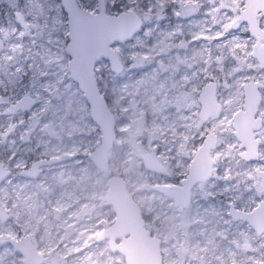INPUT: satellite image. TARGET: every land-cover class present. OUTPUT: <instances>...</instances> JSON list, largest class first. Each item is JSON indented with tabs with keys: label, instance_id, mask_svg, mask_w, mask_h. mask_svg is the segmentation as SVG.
Instances as JSON below:
<instances>
[{
	"label": "snow or ice",
	"instance_id": "obj_1",
	"mask_svg": "<svg viewBox=\"0 0 264 264\" xmlns=\"http://www.w3.org/2000/svg\"><path fill=\"white\" fill-rule=\"evenodd\" d=\"M248 6L249 0H0V16L9 14L0 25V157L19 168L18 146L71 112L89 69L107 103L130 81H151V99L165 119L172 102L185 98L181 118L191 121L184 124L189 135L210 93L222 120L253 89L264 114V7L251 17ZM118 21L130 25L121 33ZM133 69H140L138 78L124 79ZM257 148L255 160L264 161V140ZM245 152L231 141L214 152L216 162L198 182L200 199L188 202L192 247L183 264H264V224L254 216L264 212V163H242Z\"/></svg>",
	"mask_w": 264,
	"mask_h": 264
},
{
	"label": "rangeland",
	"instance_id": "obj_2",
	"mask_svg": "<svg viewBox=\"0 0 264 264\" xmlns=\"http://www.w3.org/2000/svg\"><path fill=\"white\" fill-rule=\"evenodd\" d=\"M8 15L5 11L0 16V25L7 22ZM138 72L140 69L129 70L124 79H136ZM151 86L148 80L140 84L130 81L124 89H113L109 105L115 115L116 137L108 153L107 172L101 171L89 156L90 150L101 140V131L90 115L89 105L84 102L85 95L73 101L70 113L57 114L52 126L33 136L31 144L18 146L20 167H15L0 184V206L10 214L0 220V255L6 258L4 264H23V254L9 241H3L21 234L29 235L44 254L40 264H126L123 253L110 248L107 238L97 239V233L114 217L111 204L104 198L111 172L126 178L143 209L146 225L161 237L163 264H183L192 247L185 235L188 205L178 210L173 197L149 186L159 182L177 183V178L185 176L200 144L197 132L201 128L203 135L214 130L219 138V144L210 152L215 162L218 158L215 151L229 141L239 143V139L231 121L221 117L204 121L199 116L194 118L196 126L189 135L182 122L191 121L181 118V109L187 102L183 97L173 101L175 107L168 108V117L164 120V110L151 99ZM241 99L237 97L233 104L240 103ZM63 120L69 122L71 134L64 131ZM182 130L183 135L178 140L169 139ZM260 132L264 140V123ZM78 144L81 154L73 157L68 152L75 151L73 146ZM145 150L154 152L167 163L172 175L167 177L148 168L142 158ZM228 154L231 155V151ZM43 156L60 159L40 165L34 177L19 172L20 168L29 167L34 159ZM224 163L227 165L230 161ZM242 163L255 166L264 161L253 158ZM198 182L191 190L193 203L200 199ZM71 190L75 192L74 198ZM71 202L77 204L76 207L68 206Z\"/></svg>",
	"mask_w": 264,
	"mask_h": 264
},
{
	"label": "water",
	"instance_id": "obj_3",
	"mask_svg": "<svg viewBox=\"0 0 264 264\" xmlns=\"http://www.w3.org/2000/svg\"><path fill=\"white\" fill-rule=\"evenodd\" d=\"M261 7H264V0H249L246 13L255 17L257 9ZM129 25L130 21H118L115 22L114 27L122 33ZM83 86L84 95L90 102V115L101 131V140L90 150L89 156L101 171L107 172L108 153L116 137L115 115L109 103L105 101L103 93L98 90L90 69L84 77ZM260 99L259 93L254 89L249 90L243 97V107L233 115L234 132L239 139V144L245 146L244 155L249 159L255 157L258 141H260V137L254 130L262 123V117L257 112ZM220 110L221 104L216 94L210 93L201 105L199 118L203 121L214 117L219 114ZM204 136L205 142L203 144L200 142L197 146L185 176L181 177L184 179L183 183L160 182L149 186L150 189L159 190L173 197V203L178 210L188 205L194 184L208 174L215 161L210 150L216 143V134L213 130H208ZM142 158L148 168L163 174H170L168 167L154 152L145 150L142 152ZM59 159L58 157L36 158L32 161L31 167L25 171L23 169L22 172L27 176H36L40 165L53 163ZM9 173L10 169L6 168L0 160V182ZM108 179L104 198L111 204L114 217L97 233V239L107 238L110 248L123 253L126 264H163L161 237L146 225L143 209L129 188L126 178L120 173L111 172ZM254 216L258 224H264V212L256 209ZM5 217L6 211L0 206V218ZM3 241H9L23 254V264H40L43 261L44 254L29 235L9 236Z\"/></svg>",
	"mask_w": 264,
	"mask_h": 264
},
{
	"label": "flooded vegetation",
	"instance_id": "obj_4",
	"mask_svg": "<svg viewBox=\"0 0 264 264\" xmlns=\"http://www.w3.org/2000/svg\"><path fill=\"white\" fill-rule=\"evenodd\" d=\"M176 101V100H175ZM260 101H261V99H260ZM242 102H243V100H242ZM241 102V103H242ZM173 104L175 105V102H173ZM169 108H171V107H169ZM241 107H239V106H237L236 107V110H235V112L237 111V110H239ZM175 111H177V110H175ZM180 111V110H179ZM222 111H223V109H222V106H221V110H220V112H219V114L218 115H216V116H214V117H209L210 119H217V118H220L221 117V115H222ZM260 111V102H259V104H258V110H257V112H259ZM178 112V111H177ZM235 112H233L232 113V115H231V117H230V119H229V121H231V123H232V126H233V115H234V113ZM261 115V117H262V123H261V125L258 127V128H256V129H254L255 131H256V134H257V136H259L260 137V140L262 139V135H261V132H260V130L262 129V126H263V123H264V117H263V114H260ZM168 117V116H167ZM208 118V119H209ZM164 120H167V119H164ZM163 120V121H164ZM205 120H207V119H205ZM204 121V120H203ZM182 124H183V126H184V124L185 123H183L182 122ZM214 131V130H213ZM233 131H234V126H233ZM215 132V131H214ZM206 133V132H205ZM215 134H216V132H215ZM234 134H235V132H234ZM181 135H183V130H182V133L181 132H178L177 134H175V135H173L172 134V137H174V138H171V137H169V139L170 140H178L179 139V137L181 136ZM205 135V134H204ZM236 135V134H235ZM237 137V136H236ZM218 137H217V134H216V143H215V145L211 148V150H213L214 148H216V146L219 144L218 143ZM171 142V141H170ZM172 143V142H171ZM211 150H210V152H211ZM212 156V155H211ZM43 157H46V156H43ZM48 157V156H47ZM49 157H52V156H49ZM38 158H40V157H38ZM59 158V157H58ZM215 159V158H214ZM0 160L1 161H3V163H4V166L6 167V168H9L10 169V173H13V170L15 171V167H10L9 166V164H8V162L5 160V159H3L2 157H0ZM35 160V159H34ZM163 162V161H162ZM32 163V162H31ZM167 167H168V170L170 171V174H165L167 177H169V176H171L172 175V171H171V167L167 164V163H165V162H163ZM214 163H215V161H214ZM213 163V164H214ZM45 164H47V163H45ZM31 167V165L29 166V167H23V168H20L19 169V172L21 173V174H23V175H26V174H24L23 172H22V170L24 169V171L25 170H27V169H29ZM38 170H39V168H38ZM39 172V171H38ZM158 172V171H157ZM160 173V172H159ZM161 174H163V173H161ZM7 176H9V174L7 175ZM6 176V177H7ZM27 176V175H26ZM58 176V175H57ZM6 177H4L3 179H2V181L6 178ZM29 177H34V176H29ZM2 181L0 182V184L2 183ZM50 182H51V180H50ZM160 183V182H159ZM60 186V185H59ZM59 189V188H58ZM159 191V190H158ZM77 205V204H76ZM76 205H75V203H70L68 206H75L76 207ZM6 211V210H5ZM10 216V214L8 213V211H6V217L4 218V219H1L0 218V220H5V219H7L8 217ZM15 248V247H14ZM16 249V248H15Z\"/></svg>",
	"mask_w": 264,
	"mask_h": 264
},
{
	"label": "bare ground",
	"instance_id": "obj_5",
	"mask_svg": "<svg viewBox=\"0 0 264 264\" xmlns=\"http://www.w3.org/2000/svg\"><path fill=\"white\" fill-rule=\"evenodd\" d=\"M144 92V91H143ZM63 125H64V131L66 132V134H71L72 133V130H71V128H70V124H69V122L68 121H66V120H63ZM78 131L76 130V133H77ZM78 134H81V131L80 132H78ZM66 139V138H65ZM74 143H76V142H74ZM75 145V144H74ZM74 147H75V151H69L68 153L70 154V155H72L73 157H76V156H79L80 154H81V150H80V148H79V144H78V146L76 145V146H73V149H74ZM68 149V148H67ZM72 150V149H71ZM75 161V160H74ZM76 162H77V160H76ZM70 193V192H69ZM71 193H72V198H74L75 196H74V194H75V192H74V190L72 191L71 190ZM33 199V198H32ZM43 200V199H42ZM43 202V201H42ZM43 212V211H42ZM44 245V244H43ZM82 258V257H81ZM6 259V258H5ZM77 264H79L78 262H77Z\"/></svg>",
	"mask_w": 264,
	"mask_h": 264
},
{
	"label": "built area",
	"instance_id": "obj_6",
	"mask_svg": "<svg viewBox=\"0 0 264 264\" xmlns=\"http://www.w3.org/2000/svg\"><path fill=\"white\" fill-rule=\"evenodd\" d=\"M241 102H242V99H241ZM241 102H240V103H241Z\"/></svg>",
	"mask_w": 264,
	"mask_h": 264
}]
</instances>
